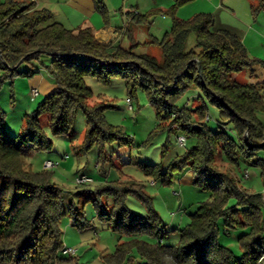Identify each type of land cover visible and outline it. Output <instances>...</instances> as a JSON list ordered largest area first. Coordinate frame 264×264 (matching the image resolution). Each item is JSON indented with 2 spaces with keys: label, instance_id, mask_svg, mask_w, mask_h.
Wrapping results in <instances>:
<instances>
[{
  "label": "trees",
  "instance_id": "trees-1",
  "mask_svg": "<svg viewBox=\"0 0 264 264\" xmlns=\"http://www.w3.org/2000/svg\"><path fill=\"white\" fill-rule=\"evenodd\" d=\"M95 1L101 10V1ZM189 1L174 0L166 11L172 24L163 38L154 42L161 51L158 62L150 55L133 52L132 47L124 49L98 41L91 28L67 29L53 20L50 10L35 8L33 2L0 0V69L8 71L10 77L14 74L30 77L39 69L17 71L18 67L47 55L51 61L46 69L55 84L37 107L24 115L17 136L4 131V116L0 111V264H64L68 259L61 253L66 248L61 241V216L66 211L74 226H85L84 208L88 202L98 210L100 218L110 213L108 220L112 228L128 238L116 246L110 257L114 264L133 262V252L145 264L264 262V88L260 84H239L232 79V74L262 62L249 58L236 36L211 31L210 14L177 18L178 6ZM257 2V7L252 6L253 11L258 7L264 9V0ZM152 14L148 12L139 19L148 20ZM191 33L196 43L194 48L187 49ZM87 76L102 83L122 77L129 93L139 85L162 124L167 120L171 125L176 123V129L185 138L194 139L190 150L173 158L164 173L154 165L141 164L146 176L162 177L163 184H170L173 174L189 170L192 183L208 193L207 200L199 203L189 222L178 230L176 245L162 244L159 235L162 224L152 208L147 207L148 213L142 217L125 206L127 194L148 204L150 197L144 193L143 185L128 182L82 189L75 192L77 202L66 206L65 192L51 182L49 171L24 168V160L32 151L51 147L41 116L48 117L53 135H68L75 114L82 112L86 119L83 151L93 144L101 148L121 134L119 128L105 121V110L111 106L102 102L100 95L89 105L93 94L85 84ZM194 89L220 109L224 128L219 127L215 132L208 128L209 116L204 104L192 110L176 106L181 95ZM205 117L208 120L204 121ZM194 125L202 126L204 132L193 128ZM218 150L236 168L240 161L257 167L260 192L247 193L238 188L231 176L217 172L213 157ZM107 196L112 198L108 212L100 202ZM218 220L222 221L224 231H241L237 237L239 256L219 242ZM141 236L155 237L157 241L148 242L140 239Z\"/></svg>",
  "mask_w": 264,
  "mask_h": 264
},
{
  "label": "rangeland",
  "instance_id": "rangeland-1",
  "mask_svg": "<svg viewBox=\"0 0 264 264\" xmlns=\"http://www.w3.org/2000/svg\"><path fill=\"white\" fill-rule=\"evenodd\" d=\"M152 1L109 0L108 2L114 9L122 6L124 2L128 6L138 4L139 8L144 10ZM154 1L155 3L151 4V12L154 14L150 17V21L151 23L162 21L158 25L154 24L152 29L160 41L165 31L171 28V16L165 12L170 8V0ZM257 5V0H191L178 6L176 16L180 19H189L200 13L210 14L213 18L211 31L227 32L236 36L246 49L248 57L262 62L250 69L232 74V79L239 84H260L264 88V9L258 7L253 11L252 6L257 7ZM162 13L166 16L165 20L161 18ZM162 23L168 25L167 29L160 28ZM140 42L142 43L138 52L147 51L149 54L155 52L158 54L157 61H161V51L156 43L146 45L142 38ZM195 43V35L189 34L187 49L194 48ZM50 61L49 56L42 55L39 61L22 63L17 71H26L32 67L39 69L38 73L30 77L16 74L10 77L8 71L0 69V111L4 116L3 129L8 135L20 134L24 115L31 113L44 98L45 94L39 91L35 97L31 96L29 79L39 73L50 77L46 69ZM84 80L93 94L88 102L89 105L94 104L100 95L102 102L111 106L105 110V121L119 128L121 134L106 141L101 148L93 144L87 151H83L81 143L86 129V119L82 112L78 111L75 114L72 130L68 135H53L48 127V117L41 116V125L46 137L51 141V147L32 151L24 160V168L34 172L49 171L51 182L61 186L65 192L63 199L66 206L69 202H77L78 196L75 192L82 189L92 190L96 186L101 188L105 186L104 184L114 187L113 184L128 182L143 185L144 193L150 197L148 204L143 203L133 194H127L125 206L130 212L142 217L147 215V207L152 208L162 224L159 234L162 244L176 245L179 241L178 230L189 222L190 215L197 209L199 203L207 200L208 193L193 183L179 184L178 180L184 174H189L190 179H193L189 170L173 174L170 184H163L162 177L154 179L146 176L141 164L154 165L160 173H164L173 158L183 156L190 150L195 142L194 139L186 137V147L179 146L176 142L177 137L185 136L176 129V123L171 125L167 120L162 124L156 116L155 109L150 105L145 91L139 85L129 93L126 80L122 77H112L108 83L99 82L92 76H87ZM198 97L201 99L197 100ZM175 104L178 108L186 106L191 110L204 104L206 114L209 116L208 128L213 132L219 130V127L224 128L221 126L223 120L220 119V109L210 103L197 89L186 91ZM176 118H178L177 113ZM170 129L174 130L170 131ZM46 161L58 165L47 169L44 168ZM213 167L217 172L226 173L235 179L238 188L244 189L247 193L260 192L262 188L260 171L257 167L240 161L239 168H236L233 162L225 159L220 150L213 157ZM83 175L92 178L93 182L78 186L75 180ZM100 202L107 207L106 212H108L112 206V198L107 196L101 198ZM84 211L86 224L83 222L85 226L81 228L72 224V217L66 211L61 216L62 244L66 248L75 250L74 254H64L62 248V255H66L64 258L68 259L64 264H114L110 257L114 254L116 246L121 242H127L128 238L119 230L112 228L108 220L110 213L100 218L98 210L91 205V202L85 205ZM78 223L80 224V221ZM217 226L219 242L231 248L234 254L239 256L237 237L241 231H224L225 227L221 220H218ZM140 239L148 242L157 241L155 237L141 236ZM131 256L134 258L133 262L126 264H145L135 252L131 253ZM259 264L264 262L259 261Z\"/></svg>",
  "mask_w": 264,
  "mask_h": 264
},
{
  "label": "crops",
  "instance_id": "crops-1",
  "mask_svg": "<svg viewBox=\"0 0 264 264\" xmlns=\"http://www.w3.org/2000/svg\"><path fill=\"white\" fill-rule=\"evenodd\" d=\"M34 3L35 8H46L51 11L53 20L61 23L65 28L76 31L82 28H91L95 38L104 43L119 45L124 49L133 48V52L137 54H147L157 60V53L149 54L147 51L138 52V48L142 42L154 43L159 41L155 32L152 31L154 24L158 25L162 21H154L151 23L148 20L139 19L147 12H151V4L140 9L138 4L128 6L124 2L122 6L114 9L113 5L109 4V0H100L102 3L101 10L97 9L95 0H25ZM174 4V0H170V7ZM113 7V8H112ZM162 7V6H161ZM160 7V8H161ZM166 12V11H165ZM165 15L162 13L161 18L165 20ZM178 18V17H177ZM180 19V18H179ZM172 24V23H171ZM168 25L162 23L160 28L167 29ZM169 31V30H168ZM168 31H165L167 33ZM145 32V33H144ZM165 33L163 35H165ZM150 51V50H149ZM152 53V52H151ZM30 92L32 89L43 92L47 95L55 88L52 77H46L37 74L36 77L29 79ZM179 184H191L192 180L189 174H184L179 180Z\"/></svg>",
  "mask_w": 264,
  "mask_h": 264
},
{
  "label": "built area",
  "instance_id": "built-area-1",
  "mask_svg": "<svg viewBox=\"0 0 264 264\" xmlns=\"http://www.w3.org/2000/svg\"><path fill=\"white\" fill-rule=\"evenodd\" d=\"M32 97H35L37 95V90L36 89H32L30 92ZM206 120H208V117H206ZM176 142L179 146L181 147H185L186 146V138L183 136H178L176 139ZM57 166V163L51 162V161H46L44 162V168L47 169H51L53 167ZM75 182L77 184H87V183H91L93 182V179L90 177H86V176H80L78 178H76ZM262 199H264V192H262ZM64 254H74L75 250L71 249V248H64L62 251Z\"/></svg>",
  "mask_w": 264,
  "mask_h": 264
},
{
  "label": "water",
  "instance_id": "water-1",
  "mask_svg": "<svg viewBox=\"0 0 264 264\" xmlns=\"http://www.w3.org/2000/svg\"><path fill=\"white\" fill-rule=\"evenodd\" d=\"M193 128L199 129L204 132L203 127L200 125H194Z\"/></svg>",
  "mask_w": 264,
  "mask_h": 264
}]
</instances>
